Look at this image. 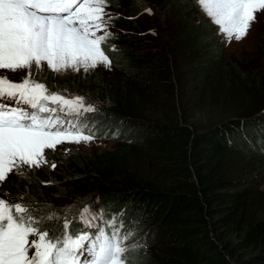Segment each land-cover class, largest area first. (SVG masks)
<instances>
[{"label": "trees", "instance_id": "16d2710c", "mask_svg": "<svg viewBox=\"0 0 264 264\" xmlns=\"http://www.w3.org/2000/svg\"><path fill=\"white\" fill-rule=\"evenodd\" d=\"M175 1L192 20L200 18L191 0ZM111 2L127 6L129 0ZM143 5L134 2L126 19H116L134 34L125 30L107 42V54L118 63L115 74L98 70L68 79L77 86L70 89L74 95L81 92L97 103L103 115L89 114V119L102 132L120 129L118 139L111 131L109 138H100L113 142L112 149L62 154L55 157V170L46 165L10 175L0 196L15 201L24 193L58 208L86 201L94 210H124L122 219L137 218L139 238L147 239L141 264H264V188L253 183L264 170V115L253 118L264 112V31L256 44L260 64L250 59L242 67L218 68V62L209 61L220 56L214 26L200 19L195 29L185 15L179 34L167 26L169 37H178L170 55L207 80V118L200 127L192 111H181L168 99L158 101L150 87L148 76L154 83L168 82L170 70L154 46L155 36L138 24ZM114 44L123 49L109 50ZM50 77V90L62 91L61 81ZM251 163L255 172L247 173ZM47 180L55 183H43ZM60 223L43 226L57 231Z\"/></svg>", "mask_w": 264, "mask_h": 264}, {"label": "snow or ice", "instance_id": "6c2138e0", "mask_svg": "<svg viewBox=\"0 0 264 264\" xmlns=\"http://www.w3.org/2000/svg\"><path fill=\"white\" fill-rule=\"evenodd\" d=\"M198 3L228 43L245 38L264 13V0ZM108 7L109 0H0V185L10 175L28 174L25 169L55 170L46 150L109 138L111 130L102 132L89 119L103 115L97 103L66 95L67 89L50 90L33 77V69L45 64L55 73H87L100 66L110 71L113 61L105 45L114 34ZM20 72L19 80L8 75ZM120 135L119 128L111 131V138ZM43 208L50 210L37 215ZM124 215V210L106 215L86 201L58 208L24 193L15 201L0 196V264H141L147 239L139 238L141 222L134 217L126 223ZM53 220L61 222L57 231L43 226ZM73 222L80 227L72 229Z\"/></svg>", "mask_w": 264, "mask_h": 264}, {"label": "rangeland", "instance_id": "374dc122", "mask_svg": "<svg viewBox=\"0 0 264 264\" xmlns=\"http://www.w3.org/2000/svg\"><path fill=\"white\" fill-rule=\"evenodd\" d=\"M112 1V0H111ZM109 0V7L107 8V11L112 15L113 19L110 21V31L113 34L122 35L124 34V31L126 34H134V30L130 28H122L120 24L116 23V19H126L127 17V6L133 5L136 0H129V2L126 4L127 6L120 5V6H114L113 2ZM192 4L195 5L196 13L200 15V18H197L196 20H192L189 17V13L181 12L180 4L179 2H176L175 0H172V3L160 6V2L158 0H143V12H141V20L138 22L139 26L141 28H144V30L150 31V34L152 36H155V47L157 50L161 51L167 59V64L170 70V78L168 82H156L154 83V79L152 77H147L149 82L151 83V88L155 90V93L158 95H155L158 98V101H165L166 99L170 100L173 103H176L177 106L180 108L181 111H184V109H187V113L191 114V118L194 119V122L199 124L200 127L201 124L204 125V120L207 118L206 116V93H205V86L207 80L203 75H201L199 69L197 68H191L189 65H184L183 63H179L178 60L175 59V57H172L171 50L174 46V42L178 39L177 34L180 33V24L181 20L180 18L189 17L188 20L191 19L192 26L197 29L200 26V19L203 21L208 22L212 26H214L216 35L213 38V41L216 42V45L219 48V59L216 61H213L209 59L210 62H218V68H220L223 65H235V66H241L242 63L246 60H252V63H258L260 64L262 62L259 53L256 51V44L258 43L259 37L264 31V13L259 14L258 20L253 26L251 27L249 34L243 38L241 41H235L234 39L228 43L225 41V38L219 34L218 26L214 25L209 18L205 15V13L202 11L198 0H191ZM167 22H169V25H167ZM167 26H169V29L172 30L174 33L177 32L176 35H173L172 37H169L170 33H167ZM124 29V30H123ZM138 34V32H135ZM186 39V38H185ZM107 45V44H106ZM105 45V48H106ZM116 46L115 50L123 49V45L114 44ZM218 54V52H216ZM218 58V57H215ZM113 61L112 69L109 71L105 69V67L100 66L95 70H91L87 73H85L83 70H80L79 72L74 71L72 69H67L65 71H62L61 73H55L51 70H49L45 65L42 66L39 70L33 69V77L35 79H39L41 82L46 83L48 85V81L52 78L50 75H53V77H57L59 81H61V88L60 90L67 89L66 95H74L72 89H77V86L68 82V79H74L78 74L81 73L84 75L92 74L98 70H106L110 72L111 74H115V66L118 65L117 62ZM220 62V63H219ZM105 72V71H104ZM0 74H3L2 70H0ZM16 74L19 75V77H16ZM8 75L11 78L17 79L24 75L23 72L20 73H8ZM17 79V80H19ZM146 79V78H145ZM48 80V81H47ZM169 86L168 88H164L165 86ZM169 90L170 92H164L163 90ZM77 94L85 96L86 94H83L81 92H78ZM160 95V96H159ZM187 96V97H186ZM188 99V100H187ZM186 101V106L185 102ZM259 115H264V112L262 113H256L254 114L253 118H259ZM206 126H204L205 128ZM251 130H249L250 132ZM259 132V131H258ZM256 145H259L262 147L261 143H257ZM113 142L111 141H105L100 138L95 140L89 145H76V144H63L57 146V149L55 151L52 150H46L47 157L49 162H56V156L59 157L64 153V149H71V151L65 156H70V154L73 153H81V154H88L93 151H102L104 149H112ZM251 150V149H250ZM53 159V161H51ZM70 159V158H69ZM68 159V160H69ZM247 168L246 172H255V169L252 166ZM33 170V169H32ZM30 170V171H32ZM254 174V173H253ZM258 179H254V184L261 185L264 188V170L263 172L258 174ZM5 188V184L3 183L0 185V191ZM72 204V203H71ZM68 204V205H71ZM68 205L59 206V207H66ZM130 217H133L132 215Z\"/></svg>", "mask_w": 264, "mask_h": 264}, {"label": "clouds", "instance_id": "9594fccd", "mask_svg": "<svg viewBox=\"0 0 264 264\" xmlns=\"http://www.w3.org/2000/svg\"><path fill=\"white\" fill-rule=\"evenodd\" d=\"M115 51V50H114ZM115 211H117V210H107V209H105V214L107 215V214H109V213H115ZM75 213H72V215H74ZM70 218H71V215L69 216ZM130 219H132L131 217H129L128 218V221L130 220ZM50 222H52V223H55V222H57V221H55V220H53V221H50ZM75 227L76 228H78V227H80V225L76 222L75 223Z\"/></svg>", "mask_w": 264, "mask_h": 264}]
</instances>
